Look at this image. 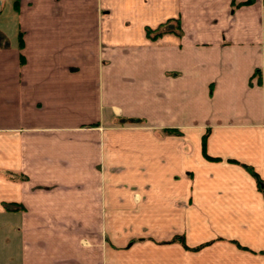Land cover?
<instances>
[{"label":"crops","instance_id":"crops-1","mask_svg":"<svg viewBox=\"0 0 264 264\" xmlns=\"http://www.w3.org/2000/svg\"><path fill=\"white\" fill-rule=\"evenodd\" d=\"M13 2L0 264H264V0Z\"/></svg>","mask_w":264,"mask_h":264},{"label":"trees","instance_id":"trees-1","mask_svg":"<svg viewBox=\"0 0 264 264\" xmlns=\"http://www.w3.org/2000/svg\"><path fill=\"white\" fill-rule=\"evenodd\" d=\"M13 3L15 5L16 0H14ZM166 25L167 24L164 22V23H160L159 25H157L154 28H151V27L146 26L145 27L146 35L148 37H150V38H153V37H156L157 35H159L160 33L164 32V31H167V30H170V29L172 30L173 29V28L167 27ZM175 27L177 28V23L175 24ZM175 31L179 33V30L176 29ZM18 35L20 37V34H18ZM246 168H248V170L251 172V174L256 179V183L258 185V188L261 190L262 195L264 197V184H263V181L258 177L257 173L251 167H246Z\"/></svg>","mask_w":264,"mask_h":264},{"label":"rangeland","instance_id":"rangeland-1","mask_svg":"<svg viewBox=\"0 0 264 264\" xmlns=\"http://www.w3.org/2000/svg\"><path fill=\"white\" fill-rule=\"evenodd\" d=\"M192 128V132L194 131V129L196 128V127H194V126H192L191 127ZM161 131L162 132H165V133H178L179 132V129L177 128V127H163V128H161ZM204 155V154H203ZM206 157H208V156H206ZM208 159H212V157H208ZM249 171V170H248ZM250 172V171H249ZM251 173V172H250ZM258 175V174H257ZM254 177V176H253ZM258 177L260 178V176L258 175ZM255 179V178H254ZM261 180H262V178H260ZM255 181H256V179H255ZM263 181V180H262ZM257 184V183H256ZM263 184H264V181H263ZM257 187H258V185H257ZM259 189V188H258ZM260 190V189H259ZM261 191V190H260ZM262 193V192H261Z\"/></svg>","mask_w":264,"mask_h":264}]
</instances>
